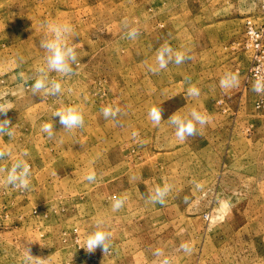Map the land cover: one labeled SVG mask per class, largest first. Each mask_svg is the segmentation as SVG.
<instances>
[{"label": "rangeland", "instance_id": "obj_1", "mask_svg": "<svg viewBox=\"0 0 264 264\" xmlns=\"http://www.w3.org/2000/svg\"><path fill=\"white\" fill-rule=\"evenodd\" d=\"M48 21L74 27L80 63L70 74L47 68ZM248 21L263 34L257 63ZM164 47L173 53L160 68ZM176 53L185 59L176 63ZM228 72L239 82L225 88ZM45 73L59 93H34ZM257 80L264 0H0V105L10 108L0 120L13 133L0 134V151L10 152L0 157V264H35L27 246L40 264H264ZM68 106L82 111V126L65 129L53 115ZM109 106L116 115L105 117ZM193 110L210 120L181 140L169 118ZM21 159L29 183L12 187L5 179ZM165 185L163 203L154 201ZM98 220L109 248L89 252Z\"/></svg>", "mask_w": 264, "mask_h": 264}, {"label": "clouds", "instance_id": "obj_2", "mask_svg": "<svg viewBox=\"0 0 264 264\" xmlns=\"http://www.w3.org/2000/svg\"><path fill=\"white\" fill-rule=\"evenodd\" d=\"M46 36L41 40L40 46L46 50V61L48 70H53L61 74H70L74 71L73 64H79L80 61L77 59V53L69 40L73 38L74 27L70 22H56L48 21L46 22ZM47 33H50L49 36ZM129 36L135 37L137 35V30L135 28L129 31ZM173 49L170 47H164L159 56L158 62L159 67L164 68L167 63L171 60ZM185 59L182 53L175 54V62L180 63ZM41 71H44L43 69ZM239 82L238 74L233 72H228L221 79L222 87H233ZM34 93L40 89H44L49 94L59 93L62 90V85L58 81L47 80V75L38 78L32 85ZM253 90L257 93L264 92V80H257L253 86ZM190 94L198 95L199 90L195 87L189 89ZM9 107L0 105V114H5L9 110ZM105 117L115 116L116 111L110 106L102 109ZM54 116L60 117V123L64 125L65 129H72L75 127H80L84 123L83 113L80 109L74 106L65 107L62 110L56 111ZM149 116L152 121L159 124L162 118V110L157 106H153L149 111ZM210 120L207 114L201 113L200 111L193 110L187 116H172L169 118V122L175 126L176 135L181 139H185L187 136H191L197 133L198 125L202 126ZM12 122L7 117L0 120V134H8L12 136L11 126ZM53 122L44 125V131L48 132L49 135L52 134ZM26 154V153H25ZM10 155L9 151H0V157ZM30 170L29 166L24 160H17L11 169L8 171V175L5 179V183L12 187H27L29 183ZM89 181L95 179L94 174L87 176ZM169 191V186L158 187L155 190V194L151 197L154 201H159L163 203L164 197ZM122 204V201H116L113 205L114 208L118 209ZM104 223L103 220H98L96 227L90 231L84 240L83 248L87 251H94L98 246H102L104 252L109 248V241L111 238V232L105 230L101 227ZM183 248L188 250L187 245H182ZM28 259L35 261V264H40V257H34L29 247L27 246Z\"/></svg>", "mask_w": 264, "mask_h": 264}, {"label": "built area", "instance_id": "obj_3", "mask_svg": "<svg viewBox=\"0 0 264 264\" xmlns=\"http://www.w3.org/2000/svg\"><path fill=\"white\" fill-rule=\"evenodd\" d=\"M247 35H249L251 45L256 50L254 57V63H257L260 60V53H262V38L263 34L261 30L255 29L251 22L246 23ZM253 69V68H252Z\"/></svg>", "mask_w": 264, "mask_h": 264}]
</instances>
